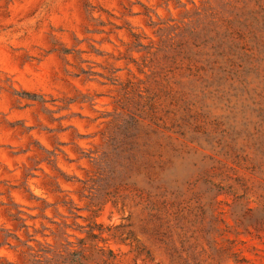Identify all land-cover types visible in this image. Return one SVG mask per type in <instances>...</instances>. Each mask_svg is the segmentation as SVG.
Segmentation results:
<instances>
[{"label":"rangeland","instance_id":"rangeland-1","mask_svg":"<svg viewBox=\"0 0 264 264\" xmlns=\"http://www.w3.org/2000/svg\"><path fill=\"white\" fill-rule=\"evenodd\" d=\"M0 264H264V0H0Z\"/></svg>","mask_w":264,"mask_h":264}]
</instances>
